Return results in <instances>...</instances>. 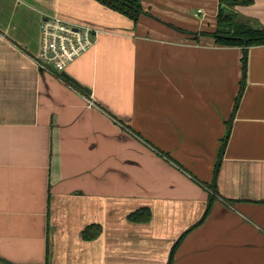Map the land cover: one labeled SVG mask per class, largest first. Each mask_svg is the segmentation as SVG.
<instances>
[{
	"label": "crops",
	"instance_id": "0c3cea01",
	"mask_svg": "<svg viewBox=\"0 0 264 264\" xmlns=\"http://www.w3.org/2000/svg\"><path fill=\"white\" fill-rule=\"evenodd\" d=\"M140 2L0 0V264H264V44H216L218 0ZM51 14L97 30L63 69L89 93L38 63Z\"/></svg>",
	"mask_w": 264,
	"mask_h": 264
},
{
	"label": "trees",
	"instance_id": "16d2710c",
	"mask_svg": "<svg viewBox=\"0 0 264 264\" xmlns=\"http://www.w3.org/2000/svg\"><path fill=\"white\" fill-rule=\"evenodd\" d=\"M101 4L114 9L122 14L131 18L134 23L138 20L139 15L144 9L140 0H97ZM219 7L216 16L215 29L209 33L214 39V42L218 45H236L246 49L251 45L264 44V25H253L250 22H244L237 20L236 13L232 9L234 4H245L250 0H218ZM221 4H224L221 6ZM224 9H228L229 12L224 13ZM244 63V57H242ZM210 206L208 202L206 211ZM149 210L147 208L137 209L128 215V218L134 221H146L149 219ZM174 246H172L173 249ZM173 249L170 253V259L173 253ZM170 261V260H169ZM169 263V262H168Z\"/></svg>",
	"mask_w": 264,
	"mask_h": 264
},
{
	"label": "built area",
	"instance_id": "2783aa9c",
	"mask_svg": "<svg viewBox=\"0 0 264 264\" xmlns=\"http://www.w3.org/2000/svg\"><path fill=\"white\" fill-rule=\"evenodd\" d=\"M41 68L58 73L67 63L93 44L97 31L88 24H75L55 14L45 15L40 24Z\"/></svg>",
	"mask_w": 264,
	"mask_h": 264
},
{
	"label": "water",
	"instance_id": "95a60500",
	"mask_svg": "<svg viewBox=\"0 0 264 264\" xmlns=\"http://www.w3.org/2000/svg\"><path fill=\"white\" fill-rule=\"evenodd\" d=\"M224 4H221V6H223ZM228 9H224V13H227ZM60 75L62 77H64L65 79H67L68 81L72 82L74 85H76L77 87H79L80 89H82L83 91L89 93L88 88H86L85 86H82L81 84H79L74 78H72L70 75H68L66 72H64L63 70L60 72Z\"/></svg>",
	"mask_w": 264,
	"mask_h": 264
},
{
	"label": "rangeland",
	"instance_id": "374dc122",
	"mask_svg": "<svg viewBox=\"0 0 264 264\" xmlns=\"http://www.w3.org/2000/svg\"><path fill=\"white\" fill-rule=\"evenodd\" d=\"M229 12V10H227Z\"/></svg>",
	"mask_w": 264,
	"mask_h": 264
}]
</instances>
